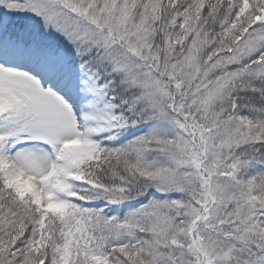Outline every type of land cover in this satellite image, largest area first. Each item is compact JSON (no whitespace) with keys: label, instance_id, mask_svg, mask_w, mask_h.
<instances>
[{"label":"snow or ice","instance_id":"1","mask_svg":"<svg viewBox=\"0 0 264 264\" xmlns=\"http://www.w3.org/2000/svg\"><path fill=\"white\" fill-rule=\"evenodd\" d=\"M0 264H264V0H0Z\"/></svg>","mask_w":264,"mask_h":264}]
</instances>
